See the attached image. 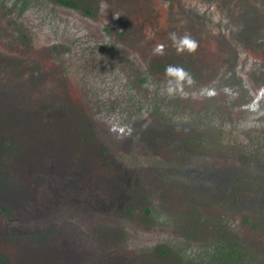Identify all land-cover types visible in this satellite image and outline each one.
<instances>
[{
  "label": "flooded vegetation",
  "instance_id": "flooded-vegetation-1",
  "mask_svg": "<svg viewBox=\"0 0 264 264\" xmlns=\"http://www.w3.org/2000/svg\"><path fill=\"white\" fill-rule=\"evenodd\" d=\"M164 1L171 4L174 10L180 0ZM152 2L160 11L163 2ZM201 2L203 6L198 10L205 11V15L192 9L188 25H173L168 34H189L193 39L198 34V46L202 51L193 53L198 60L196 64H205L215 74L210 75V86L203 87V84L196 83L189 88L185 83L183 93L168 94L170 103L164 107L156 102L157 108L151 109L153 104L149 103L150 98L147 97L141 107L147 123L153 121L157 114L161 122L168 121L163 132H156L154 139L146 137V131H139L133 138V142L140 141L151 151L147 153L153 159L150 164L129 165L120 157L125 148L120 133L107 134L105 137L109 147L101 145L97 148L96 138L91 137L81 124L84 118L78 115L79 110L77 113L69 110L58 116L52 109L51 113L39 114L42 108H31L27 97L25 103L18 101L23 93L19 83L9 76H6L8 79L2 76L0 264H151L143 255L132 256V240H146L147 236H155V233H147L149 230L141 231L144 230L142 222H156L154 214L170 197L177 198L173 201L183 208L186 203L194 202L196 197L197 207L189 203V208L200 214L201 218L206 217L210 229L207 227L204 231L195 227L190 232L204 235L197 240L208 235L209 242L202 252L200 249L185 252L175 246L180 245L178 239L174 240V244L155 241L151 255L160 264H178L181 260L189 261V264H245L250 260L247 249L252 248L243 240V232L236 234L227 226L236 216L242 225L249 223L255 226V221L264 216V210H261L264 189L261 195H258V190H254L253 195L239 194V186H233L229 191L228 186L233 181L228 177H215L219 188H204L194 180L207 168L208 163H223V157H214L205 152L209 148L206 143L212 129L209 126L198 128L199 121L203 120L199 115L213 116L212 104L208 107L207 101L213 103L221 97H228L226 92L230 90V97L237 102L238 89L249 90L264 84V0H223L224 9L218 16L211 14L210 19L207 17V4L210 1ZM194 19L198 20L194 23ZM223 36L228 37L234 51H239L238 40H244L258 51V57L254 60L239 59L240 62L234 65L228 59L230 49L222 41ZM167 41L165 39L164 47ZM175 52L176 58L185 60L182 53ZM204 56L205 59H202ZM144 58L138 60L144 74L140 81L155 80V76L147 71L149 62L146 56ZM172 62V65L176 63ZM183 63L177 61V66ZM155 68L163 66L153 65L152 72ZM241 68L249 75L246 84L237 79L235 84L226 86L228 90L212 84L225 80L223 76L234 71L240 74ZM168 79L166 77L164 81L168 83ZM165 85L161 83L158 90L161 94L167 92ZM254 92L261 93L258 90ZM180 95L187 97L189 103L177 102ZM200 105L204 106L199 108ZM173 106L176 108L173 109ZM196 118H199L198 122ZM239 130H242L240 122L231 132L234 135ZM111 136L114 138L111 139ZM234 136L240 138L239 135ZM85 138L87 145L83 144ZM175 160L180 161L179 165L171 168L177 164ZM156 161L163 162L161 169L154 164ZM163 170H173L177 174L172 175L175 179L162 175ZM182 179L189 184L181 183ZM235 182L238 183V179ZM234 190L237 194L233 193ZM184 199H189V202ZM232 208L236 209L232 212L233 216L228 214ZM134 211H139L136 213L141 217L140 223L133 220ZM6 212L9 217L5 219ZM247 229L249 231L250 228ZM139 231L145 238L133 235ZM182 233L180 231L179 234ZM154 239L157 240L156 237ZM247 240L251 243L253 238L249 236ZM219 250L224 254L219 255Z\"/></svg>",
  "mask_w": 264,
  "mask_h": 264
},
{
  "label": "rangeland",
  "instance_id": "rangeland-1",
  "mask_svg": "<svg viewBox=\"0 0 264 264\" xmlns=\"http://www.w3.org/2000/svg\"><path fill=\"white\" fill-rule=\"evenodd\" d=\"M74 1L76 5L67 6L57 0H0V87L2 76H9L18 82L23 90L18 101L25 103L27 97L31 108H42L39 113L42 115L48 111L51 113V109L56 116L69 110H73V113L79 110L78 115L84 118L81 124L91 137L96 138L97 148L101 145L109 147L105 137L107 134L120 133L125 147L120 157L129 165L150 164L153 159H150L147 153L151 151L140 141L133 142V138L139 131H146V137L154 139L156 132L162 133L165 123H168L167 120L161 122L159 114L147 123L141 113V107L143 108L142 105L148 96L149 103L153 104L151 109L157 108L156 102L161 107L170 103L169 93L161 94L158 91L162 82L168 87V83L164 81V67L172 65V61H176L174 65H177V61H183L180 67L188 71L193 78V84L188 85L189 88L196 83L203 84V87L210 86V75L214 70L201 62L196 64L198 60L194 58L193 53L183 52L185 60L176 58V48L168 37L173 25H188L192 9L205 15V11L198 10L203 6L202 2L180 0L173 10L171 4L161 0L163 3L159 11L152 0H104L109 7L106 12H102L99 8L101 0ZM209 1L208 19L211 14L218 16L224 9L223 0ZM116 15L119 17L114 18ZM195 20L198 19L192 22L195 23ZM165 39L168 41L163 53L155 54L154 47L161 42L163 45ZM195 40L200 41L198 34ZM222 41L229 45L230 51L227 55L234 65L240 60H254L258 57V51L244 40H238L239 51L232 50L227 36H223ZM200 51L202 49L198 46L195 52ZM145 56L149 62L147 71L156 79L141 82L144 74L138 60H145ZM202 59H205V56ZM153 65L163 68H155L153 73ZM240 71V74L234 71L224 75L225 80L212 84L226 90V86L235 84L237 79L246 84L249 75L242 68ZM253 89L264 92V84L249 90L238 89L237 102L230 97L232 91L228 90V97H221L213 103L207 101L208 107L212 104L210 108L214 110L212 117L202 114L199 116L203 120L196 118L197 122L199 121V129H205L206 126L212 129L206 143L209 148L205 152L214 157H223V163H208L207 168L196 177L194 181H198L202 187L219 188L215 177H228L233 181L228 186L229 191L233 186H239V194L253 195L254 190H258V195H261L264 189V98L259 101L258 109L252 111L249 105L260 95ZM176 101L180 104L189 103L184 95H180ZM203 106L200 105L199 108ZM175 108L173 106V109ZM239 122L242 130L234 134L239 135L240 138L237 139L231 129L236 128ZM188 123L191 124L190 121ZM121 128L124 129L123 132L119 131ZM113 138L114 136H111V139ZM150 143L154 144L151 140ZM83 144H88L86 138ZM1 150L6 153L2 147ZM2 155L3 153L1 157ZM179 162L175 160L174 163L177 164L170 167L176 168ZM154 164L161 169L163 162L156 161ZM161 173L168 179H175L172 175H177L173 170H163ZM237 179L238 183L235 182ZM180 182L189 184L185 179ZM233 193L237 194L236 190ZM173 199L177 198L170 197L165 200L158 209L159 212L154 214L156 222H142L144 230L141 231L149 230L147 233H155L157 240L149 236L146 240L133 239L132 256L143 255L149 263L160 264L151 254L154 253L155 241L161 240L174 244V240L178 239L180 245L175 246L185 252H193L195 249L202 252L207 249L209 236L197 240L199 236L204 235L190 232L195 227L204 231L207 227L210 229L207 226L208 219L201 218L200 214L189 208V203L197 207L196 197L194 202L184 199L189 202L184 208ZM261 210H264V205ZM139 211H134L133 217L138 223L141 222L140 215L136 213ZM234 211L236 209L232 208L228 214ZM261 216L255 221V226L249 223L242 225L238 216L231 218L227 226L236 234L243 232V240L252 248L247 249L250 260L245 264H264V216ZM4 217L8 218L9 214L6 212ZM149 227L154 229H147ZM247 228L252 230L248 231ZM180 231L185 235L179 234ZM133 235L145 238L140 231L138 234L134 232ZM249 236L253 238L251 243L247 240ZM162 259L167 261L166 258ZM178 264H189V261L181 260Z\"/></svg>",
  "mask_w": 264,
  "mask_h": 264
},
{
  "label": "clouds",
  "instance_id": "clouds-1",
  "mask_svg": "<svg viewBox=\"0 0 264 264\" xmlns=\"http://www.w3.org/2000/svg\"><path fill=\"white\" fill-rule=\"evenodd\" d=\"M108 4L104 2V0H101V3L99 4V8L102 12H106L108 9ZM119 17L118 15L114 16V18ZM169 38L173 42V45L176 48V51L178 53L188 52L189 54L195 53V51L198 48V42L193 39L189 34H184L182 36H177L176 33H170ZM164 50V45L157 44L153 51L155 54H162ZM165 76L168 79V87L167 92L169 94L173 93H183L184 91V85L187 83L188 85H191L193 83V78L191 74L186 71L183 67L177 66V65H169L165 69ZM261 98H264V92H261L260 95L256 96L255 99L251 102L249 107L252 111H256L259 107V101ZM115 131V129H112ZM120 132H123L124 129L121 128L119 130Z\"/></svg>",
  "mask_w": 264,
  "mask_h": 264
},
{
  "label": "trees",
  "instance_id": "trees-1",
  "mask_svg": "<svg viewBox=\"0 0 264 264\" xmlns=\"http://www.w3.org/2000/svg\"><path fill=\"white\" fill-rule=\"evenodd\" d=\"M59 3L61 4H65V5H76V3L73 0H57ZM219 255H223L224 252L222 250H219Z\"/></svg>",
  "mask_w": 264,
  "mask_h": 264
}]
</instances>
